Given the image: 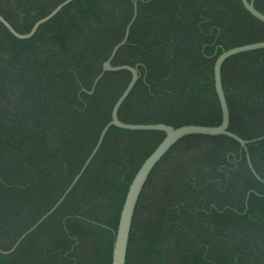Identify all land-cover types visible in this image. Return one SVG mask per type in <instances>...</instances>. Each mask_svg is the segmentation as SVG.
<instances>
[{
    "label": "trees",
    "instance_id": "16d2710c",
    "mask_svg": "<svg viewBox=\"0 0 264 264\" xmlns=\"http://www.w3.org/2000/svg\"><path fill=\"white\" fill-rule=\"evenodd\" d=\"M66 0H0L21 34ZM251 1V0H249ZM119 110L127 124L216 127L215 63L264 41L242 0H75L27 40L0 22V248L11 250L61 199ZM255 7L264 14V0ZM229 131L264 137V49L222 67ZM160 131L111 127L61 205L0 264H112L129 188L163 142ZM253 168L260 177L252 172ZM126 264H264V139L179 140L153 169L136 207Z\"/></svg>",
    "mask_w": 264,
    "mask_h": 264
},
{
    "label": "water",
    "instance_id": "95a60500",
    "mask_svg": "<svg viewBox=\"0 0 264 264\" xmlns=\"http://www.w3.org/2000/svg\"><path fill=\"white\" fill-rule=\"evenodd\" d=\"M75 0H66L62 4H60L56 9H54L48 16L38 21L32 30L27 34H21L18 31H16L12 25L2 16L0 15V22L12 33L16 38L21 40H27L32 38L35 33L38 31L40 26L50 21L53 17H55L65 6L69 5L71 2ZM255 1L256 0H242L244 7L258 20L262 21L264 23V14H262L260 11H258L255 7ZM137 18V4H135V13L132 21L127 27L126 35L124 39L113 49L112 54L110 58L105 62L103 66L102 73L96 78L92 92H94L98 82L101 80L103 75L106 72H116L121 70H127L130 71L132 74V79L123 92V94L119 97L116 104L114 105L113 111H112V119L111 121L104 127L102 130L100 137L98 139L97 145L92 151L91 155L87 159L85 165L83 166L80 173L75 177L73 183L70 185V187L67 189V191L64 193V195L61 197V199L56 203V205L46 214L44 215L31 229H29L26 233H24L19 240L16 242L14 247L9 251H3L0 248V252L3 254H10L16 250V248L20 245V243L30 234L32 233L40 224H42L65 200L67 195L71 192V190L74 188L76 183L80 180L84 172L86 171L87 167L90 165L94 157L96 156L97 152L99 151L108 131L111 127H117L124 130H132V131H160L164 132L166 134L165 139L163 142L157 147V149L148 157V159L144 162V164L141 166L140 170L136 174L126 197V201L121 213L119 228L116 234V240L114 244L113 249V261L112 264H126L127 263V257H128V250H129V241L133 226V221L135 217V211L136 207L139 203L141 194L143 192V189L149 179V176L153 169L158 165V163L161 162V160L167 155V153L171 150V148L181 139L191 136V135H205V136H228L230 138L235 139L238 141L243 148L247 151V145L250 143H254L257 140L264 139V137H261L259 139H254L250 141H246L239 137L238 135L232 133L229 131L230 126V111L229 106L227 103L225 91L223 88V82H222V67L227 59H229L232 56H235L240 53L254 51V50H260L264 49V41L254 44H249L241 47H236L227 51H224L216 60L215 63V86L216 91L220 100L221 108H222V123L219 126L216 127H207V126H198V125H187L182 126L179 128H174L172 126L166 125V124H127L123 123L119 119V110L122 106V104L125 102V100L128 98L132 90L134 89L136 83L140 79V74L138 69L130 67L128 65H122L113 67L112 66V60L115 58L118 50L123 47L129 38L131 26L135 22ZM248 162L249 166L252 170V172L255 174L257 178L260 179L258 174L253 168L252 162L250 160V157L248 155Z\"/></svg>",
    "mask_w": 264,
    "mask_h": 264
}]
</instances>
